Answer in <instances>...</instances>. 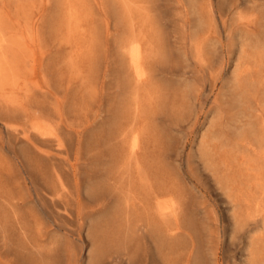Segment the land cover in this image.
Segmentation results:
<instances>
[{"label": "rangeland", "instance_id": "obj_1", "mask_svg": "<svg viewBox=\"0 0 264 264\" xmlns=\"http://www.w3.org/2000/svg\"><path fill=\"white\" fill-rule=\"evenodd\" d=\"M263 9L264 0H0V264H37L32 245L59 239L51 264H94L96 248L113 255L104 264H128L114 247L127 240L139 244L130 264H184L190 246V264H250L251 232L234 230L233 219L255 208L256 177L231 125L248 104V112L264 107L262 91L250 86L264 50ZM4 120L39 134V151H27L37 185L54 189V167H66L59 207L73 212L64 227L53 226L57 205L49 199L21 202L32 186L22 182L8 141L17 152L22 144ZM134 139L150 183L136 184L129 198L118 190V169ZM170 198L181 204L176 213Z\"/></svg>", "mask_w": 264, "mask_h": 264}, {"label": "bare ground", "instance_id": "obj_2", "mask_svg": "<svg viewBox=\"0 0 264 264\" xmlns=\"http://www.w3.org/2000/svg\"><path fill=\"white\" fill-rule=\"evenodd\" d=\"M111 2V1H110ZM255 4V3H254ZM114 6V5H113ZM136 6V5H135ZM264 11V9H263ZM130 12V11H129ZM113 18V17H112ZM192 19V18H191ZM264 21V20H263ZM132 22V21H131ZM139 33V32H138ZM1 35V34H0ZM138 36V35H137ZM142 37V36H141ZM128 40V39H127ZM256 40V39H255ZM134 45H132V49L130 51V56H131V59H132V62L134 64V66L136 68L139 69V71H142V65H143V61H142V52H141V49H140V46L138 43H133ZM263 47V46H262ZM116 49V48H115ZM149 54V53H148ZM258 61L256 62L257 63V71H258V78L256 80H251V84L250 86H252L254 88V91H262V94L261 96H264V50L262 48V50H260L258 53ZM256 56V55H254ZM147 57V56H146ZM148 58V57H147ZM256 58V57H255ZM15 59V58H14ZM257 59V58H256ZM147 60V59H146ZM253 60V59H252ZM18 61H21V60H18ZM254 61V60H253ZM216 62V61H215ZM255 63V61H254ZM253 63V65H254ZM255 63V64H256ZM250 65V63H249ZM11 68V67H10ZM254 68V66L252 67ZM1 70V69H0ZM253 73H255L253 71ZM257 73V72H256ZM249 74V73H247ZM251 74V73H250ZM244 75V74H243ZM246 75V74H245ZM243 77V76H242ZM252 78V77H251ZM243 80V79H242ZM243 82V81H242ZM245 83V82H244ZM245 89L247 88L248 85H245ZM136 88V87H135ZM148 91V90H147ZM242 95V94H240ZM243 96V95H242ZM245 96V95H244ZM243 96V97H244ZM248 96V95H246ZM254 96H257L256 94ZM176 97V96H175ZM242 97V98H243ZM253 98V97H251ZM249 99V98H248ZM253 100V99H252ZM248 104V102H246ZM250 103V102H249ZM253 103V102H252ZM16 106V105H15ZM260 106V105H259ZM18 107V106H17ZM20 107V106H19ZM176 107V106H175ZM23 108V107H22ZM21 108V109H22ZM250 108H252V105L250 106V104H248L247 106L243 107V110H240L238 112V115L236 114L235 116H237L234 120V124L231 125V129H232V133L234 135V137L236 138L235 139V142L237 140V143L239 145V150H240V147L243 149V151L241 152H244L246 154V156H248L247 158L251 160V162L249 163L247 161V158H245V162H248L247 165H249V168L253 171V174L252 175H255L254 177L255 178V181L252 182V184L254 183V188H255V202H252L255 203V208H251L252 204H250V210L253 209V211L249 212V211H242L240 213V215L238 217H234L233 219V224H234V230H237L238 232L239 231H242L243 233H250L249 235V254H251V259L249 260L251 263L250 264H264V107L263 108H258V110L256 111H250ZM19 108H17L18 110ZM43 109V108H42ZM45 110V109H43ZM42 110V112H44ZM252 110V109H251ZM23 112H25V110H21ZM20 111V112H21ZM39 111V110H38ZM12 112V111H11ZM17 112V111H16ZM46 112V111H45ZM33 113V112H32ZM13 114V112H12ZM30 114V112H29ZM29 114H27L29 116ZM46 114V113H44ZM41 115V114H40ZM43 116V115H42ZM41 116V117H42ZM47 116V115H46ZM13 117V116H12ZM31 117V116H30ZM28 117V118H30ZM11 118V117H10ZM17 118V117H16ZM49 118V117H48ZM244 118H247L246 120ZM234 119V117H233ZM11 120V119H10ZM26 124V123H25ZM124 124V123H123ZM29 125V124H28ZM34 125V124H33ZM122 125V124H121ZM4 126H5V129H6V132L7 134H12L14 137H16L15 140H17V142L21 143L22 145L20 146V149H19V152H17V150L14 149V145L11 144L10 141H8V145L12 148V152L14 153V156L15 158L17 159V165H18V170H19V174L20 176L22 177L24 184L25 186L30 182L31 183V186L32 187H27L26 189V192L22 195L21 197V202H28V201H32V202H35L36 204L38 203H42L45 199H49L50 201H52L55 205H57L55 211H56V218L54 219L53 221V226L57 227V228H60V227H64L65 226V219L67 217H71L72 216V207L70 205H65L64 207H59L60 203L61 202V198L63 196V194H66L68 192V190L66 189L67 188V185H66V182L64 180V173H65V168H62V169H59V167H54V174L53 176L55 175V188L54 189H51V190H44L41 186L37 185L36 182L34 181V177H33V174H32V171H31V168L32 166L30 165V160L28 158V153L30 152H27L29 149H33L34 151L38 152L39 150L37 149V144H36V141H35V138L38 137V133H36L35 131L29 129L28 127L26 126H23L21 128H19L18 126L12 124L11 122H8L6 120H4ZM30 126V125H29ZM126 126V125H125ZM124 126V127H125ZM31 127V126H30ZM56 127V126H55ZM123 127V128H124ZM130 129V128H129ZM132 129V128H131ZM130 129V130H131ZM42 130V129H41ZM130 130H127V131H130ZM135 130V129H134ZM126 131V129H125ZM126 131V132H127ZM153 131V130H152ZM43 132V131H42ZM118 132V131H117ZM120 132V131H119ZM121 132H122V128H121ZM121 132L119 134H121ZM133 132V131H132ZM132 132L130 134H132ZM141 132V130H140ZM38 134V135H37ZM44 134V132H43ZM125 134V133H124ZM117 135V134H116ZM123 135V134H122ZM121 135V137H123ZM141 135V134H140ZM139 135V136H140ZM148 135V134H147ZM46 136V135H45ZM48 136V135H47ZM114 136V135H113ZM128 136V135H127ZM130 136V135H129ZM49 137V136H48ZM47 137V138H48ZM59 137V136H58ZM120 136H117L115 137V140L116 138H119ZM120 137V138H121ZM132 137V136H131ZM231 137V136H230ZM233 137V136H232ZM233 137V138H234ZM41 138V137H39ZM51 138V137H50ZM126 138V137H125ZM139 138V137H138ZM142 138V137H140ZM139 138V139H140ZM49 139V138H48ZM113 139V138H112ZM121 139H124V138H121ZM132 139V138H131ZM232 139V138H231ZM37 140V139H36ZM71 142H72V139H70ZM144 140V139H143ZM230 140V139H229ZM13 141V140H12ZM109 141V140H108ZM121 141V140H120ZM119 141V142H120ZM129 141V140H128ZM164 141V140H163ZM234 141V139L232 140ZM46 142V141H45ZM70 142V141H68ZM127 142V140H126ZM51 143V142H50ZM67 143V142H66ZM128 143V142H127ZM126 143V144H127ZM144 143V142H143ZM142 143V144H143ZM70 145V143H68ZM114 144V143H113ZM57 145V144H56ZM119 145V144H118ZM123 145V144H121ZM113 146V145H112ZM125 146V145H124ZM40 147H41V144H40ZM54 147V145H53ZM118 146H115V148H117ZM123 147V146H122ZM128 147V146H126ZM144 147V146H143ZM206 147V146H205ZM232 147V146H231ZM69 148V147H68ZM54 149V148H53ZM56 149V148H55ZM54 149V150H55ZM64 149V146L62 143H60L59 145V149L58 150H63ZM214 149V148H213ZM231 149V148H229ZM235 149V148H234ZM241 149V150H242ZM42 150V148H41ZM57 150V149H56ZM71 150V149H70ZM120 150H123L122 148L120 149L119 148V151ZM126 150V149H124ZM141 150V149H140ZM152 151V149H149ZM148 150V151H149ZM154 150V148H153ZM208 150V148H207ZM150 151V152H151ZM237 151V150H236ZM236 151L233 150V152L230 154H233L235 152V155H236ZM106 152V151H105ZM115 152V151H114ZM138 152H139V143H138V140L137 139H134L133 142L129 145L128 147V153L126 156H124V158L122 159V162H121V165L119 167V171H120V176L119 177V182H120V188H118V190L120 191V193H123L124 195H126L127 197H129V193L131 192V190L133 189L134 190V186H136V184H141L143 186H147L149 185L150 183V178L148 177L149 176V172L148 170L145 168L143 162L141 160L140 157L143 155V153H145V151H143L142 155L139 157L138 155ZM153 152V151H152ZM226 152V151H225ZM229 152V151H228ZM113 153V152H112ZM120 153V152H119ZM123 153V152H122ZM121 154H117L118 155H122ZM141 153V152H139ZM156 153V152H155ZM227 153V152H226ZM31 154V153H30ZM105 154V153H104ZM110 154V153H109ZM217 154V153H216ZM214 154V155H216ZM229 154V153H228ZM239 154V152L237 153ZM242 154V153H241ZM124 155V154H123ZM153 155V154H152ZM151 155V157H153ZM158 155V154H157ZM156 155V157H157ZM204 155V154H203ZM213 155V156H214ZM234 155V154H233ZM243 155V154H242ZM252 155V156H251ZM115 156V155H114ZM155 156V155H154ZM231 156V155H230ZM36 157V156H35ZM87 157V156H86ZM149 157V155L147 156ZM37 158V157H36ZM98 158V157H97ZM101 158V157H99ZM244 158V157H243ZM82 159V158H81ZM118 159H120L118 157ZM148 161L147 158H145ZM151 159V158H149ZM242 159V158H241ZM39 160V158H38ZM88 160V159H86ZM85 160V161H86ZM82 161V160H81ZM113 161V160H112ZM145 161V160H144ZM209 161V160H208ZM221 161V159H220ZM57 162V161H56ZM55 162V163H56ZM152 162V160L150 161ZM159 162V161H157ZM213 162V161H212ZM215 162V161H214ZM230 162V161H229ZM228 162V163H229ZM244 163V161H241ZM239 162V163H241ZM53 163V162H52ZM54 163V164H55ZM86 163V162H85ZM216 163V162H215ZM214 163V164H215ZM218 163V162H217ZM220 163V162H219ZM33 164V163H32ZM45 164V163H44ZM102 164V163H101ZM153 164V163H152ZM160 165V163H157ZM242 164V163H241ZM246 164V163H245ZM65 165V164H64ZM62 165V166H64ZM82 165V164H81ZM238 165V164H237ZM243 165V164H242ZM34 166V165H33ZM40 166V165H39ZM61 166V164H60ZM96 166V165H95ZM155 166V165H154ZM229 166V165H228ZM244 166V165H243ZM246 166V165H245ZM45 167V166H44ZM50 167V166H49ZM68 167L71 169H69L70 171H72L71 173H73V177H74V182H75V185H76V191H77V195H79V188H80V181H79V178H78V172H77V167H76V163H69ZM102 167V165H101ZM108 167V166H107ZM150 167V166H149ZM148 169H151L149 168ZM247 167V166H246ZM43 168V166H42ZM85 168V166H84ZM227 168V167H226ZM47 169V168H46ZM92 169V168H91ZM90 169V170H91ZM96 169V168H95ZM112 169V168H111ZM154 168H152L153 170ZM228 169V168H227ZM93 170V169H92ZM248 170V169H247ZM48 171V170H47ZM108 171V170H107ZM112 171V170H111ZM150 171V170H149ZM154 171H156L154 169ZM153 171V172H154ZM158 171V170H157ZM224 171V170H223ZM222 171V173H223ZM228 171V170H227ZM226 171V172H227ZM17 172V171H16ZM36 172V171H35ZM233 172V171H232ZM38 173V172H37ZM159 173V171L157 172V174ZM220 173V175L222 174ZM50 174V173H49ZM48 174V175H49ZM111 174V173H109ZM228 174V173H227ZM226 174V175H227ZM238 174V173H237ZM45 175V174H44ZM47 175V176H48ZM117 175V174H116ZM235 175V173H234ZM247 175V173H246ZM244 175V176H246ZM38 176V175H37ZM52 176V177H53ZM82 176V174H81ZM84 176V175H83ZM115 176V174H114ZM113 176V177H114ZM158 176H160V173L158 174ZM157 176V177H158ZM162 176V175H161ZM232 176V175H231ZM229 176V177H231ZM250 176V174H249ZM156 178V176H154ZM224 177V176H223ZM222 177V178H223ZM227 176V178H229ZM238 177V176H237ZM253 177V176H252ZM41 178V177H40ZM45 178V177H44ZM84 178V177H83ZM117 178V176H115V179ZM154 178V179H155ZM161 178V177H160ZM226 178V177H225ZM244 178V177H243ZM159 179V178H158ZM230 179V178H229ZM233 179V176L232 178ZM235 179V177H234ZM107 180V179H106ZM118 180V179H116ZM160 180V179H159ZM163 180V179H162ZM222 180V179H221ZM227 180V179H226ZM236 180V179H235ZM245 180V179H244ZM243 180V181H244ZM251 181L254 180V179H250ZM41 181V179H40ZM114 181V180H113ZM230 181V180H229ZM21 182V181H20ZM105 182V181H104ZM155 182V181H154ZM153 182V183H154ZM164 183V181H162ZM226 182V181H225ZM231 182V181H230ZM235 182V181H234ZM250 182V181H249ZM42 183V182H41ZM222 183V181H221ZM228 183V181H227ZM226 183V184H227ZM233 184V181L231 182ZM243 183V182H241ZM251 183V182H250ZM52 184V183H51ZM106 184V183H105ZM109 184V183H108ZM118 184V183H117ZM124 184H127L128 189H126V192H124V188L122 187ZM158 184V183H157ZM19 185V184H18ZM44 185V184H43ZM163 185V184H162ZM45 186V185H44ZM106 186V185H105ZM109 186V185H108ZM153 186V185H152ZM157 186V185H156ZM161 186V185H159ZM168 186V185H167ZM229 186V185H228ZM226 187V188H229V187ZM247 186V185H246ZM100 187V186H99ZM139 187V186H138ZM162 187V186H161ZM164 187V185H163ZM166 187V186H165ZM245 187V186H244ZM249 187V186H247ZM21 188V186H20ZM32 188V189H31ZM47 188V187H46ZM98 188V187H97ZM117 188V187H116ZM127 188V187H126ZM167 188V187H166ZM225 188V187H224ZM239 188V187H238ZM250 188V187H249ZM49 189V188H48ZM100 189V188H99ZM109 189V188H108ZM169 189H172V188H169ZM236 189V187H235ZM19 190V189H18ZM95 190V189H94ZM97 190V189H96ZM106 190V188H105ZM104 190V191H105ZM135 190H139V189H135ZM155 190V189H154ZM160 190V189H159ZM227 190V189H226ZM238 191H240L239 189H236ZM242 190V189H241ZM21 191V190H20ZM23 191V190H22ZM102 191V190H101ZM118 191V192H119ZM136 191V192H137ZM151 191V190H150ZM161 191V190H160ZM164 191V190H163ZM252 191V189H251ZM58 193V196L54 197V194L53 193ZM110 192V191H109ZM141 192V191H140ZM152 192V191H151ZM174 192V191H173ZM227 192H229L227 190ZM114 193V192H113ZM150 193V192H149ZM153 193V192H152ZM158 193H160L158 191ZM93 194V192H92ZM95 194V193H94ZM168 194V193H167ZM166 194V195H167ZM243 194V192H242ZM247 194V193H246ZM19 195V194H18ZM113 195V194H111ZM161 195V194H160ZM234 195V194H233ZM238 195V194H237ZM67 196V195H66ZM95 196V195H94ZM143 196V195H142ZM157 196V195H156ZM165 196V195H164ZM239 196V195H238ZM92 197V196H91ZM147 197V196H145ZM144 197V198H145ZM150 197V196H149ZM154 197V196H153ZM160 197V196H159ZM243 197V196H241ZM252 197V195H251ZM250 197V198H251ZM90 198V197H89ZM130 198V197H129ZM248 198V196H247ZM249 198V200H250ZM3 199V198H2ZM96 199V198H95ZM141 199V198H139ZM148 199V198H147ZM176 199V198H175ZM244 199L246 198H243V202H244ZM19 200V199H17ZM130 200V199H129ZM132 200V199H131ZM130 200V201H131ZM247 200V199H246ZM245 200V201H246ZM252 200V199H251ZM250 200V201H251ZM78 201V200H77ZM146 201V199H145ZM249 201V202H250ZM168 205H166L167 207H169L173 212H177L178 209H180L181 207V204L179 203V201L177 200H174L173 198H170L168 200ZM247 203V202H246ZM32 204V203H31ZM148 205V203H146ZM145 204V205H146ZM164 203L163 202H160V201H157L156 202V210L160 213L163 212V205ZM249 204V203H248ZM34 205V204H33ZM130 205V204H129ZM139 205V204H138ZM244 205V203H243ZM10 206V205H9ZM79 206V205H78ZM81 206V205H80ZM149 206V205H148ZM234 208L237 206V204H234L233 205ZM253 206V207H254ZM11 207V206H10ZM19 207V206H18ZM53 207V206H52ZM183 208V207H182ZM240 208V206H239ZM238 208V209H239ZM12 209V208H11ZM80 210V208H79ZM128 210V209H127ZM170 210V211H171ZM3 210H0V213L2 212ZM13 211V210H12ZM43 211V210H42ZM41 211V212H42ZM185 211V210H184ZM239 211V210H238ZM37 212V211H36ZM79 212V211H78ZM147 212V211H146ZM149 212V211H148ZM3 213V212H2ZM9 213V212H8ZM19 213V212H18ZM85 213V211H84ZM164 213V212H163ZM5 214V213H4ZM74 214V213H73ZM77 214V213H76ZM81 214V213H80ZM148 214V213H147ZM2 215V214H1ZM156 215V214H155ZM154 215V217H155ZM5 216V215H4ZM79 216V215H78ZM136 216V215H135ZM167 216V215H166ZM171 216V215H170ZM169 216V217H170ZM180 216V215H179ZM177 216V217H179ZM236 216V215H234ZM38 217V215H37ZM50 217V216H49ZM128 217V216H127ZM259 217H261L262 221L260 222L259 221ZM6 219V217H3ZM20 218V217H19ZM159 218V217H158ZM165 218V217H164ZM77 219V218H76ZM160 219V218H159ZM113 220V218H112ZM146 220V219H145ZM156 220V219H155ZM168 220V219H167ZM44 221V220H43ZM51 221V220H50ZM79 221V220H78ZM77 221V222H78ZM158 221V220H157ZM161 221V220H160ZM165 221H166V218H165ZM5 222V220H4ZM7 222V220H6ZM154 222V221H153ZM162 222V221H161ZM167 224H168V221H166ZM170 222V221H169ZM174 222V221H173ZM8 223V222H7ZM68 223V222H67ZM159 223V221L157 222ZM171 223V222H170ZM129 224V223H128ZM149 224V222H148ZM155 224V222H154ZM154 224H152L153 226H151V229L154 228ZM163 224V223H162ZM1 225V224H0ZM9 225V224H8ZM77 225V224H76ZM130 225V224H129ZM132 225V224H131ZM156 225V224H155ZM10 226V225H9ZM75 226V225H74ZM156 226H159V225H156ZM163 226H165L163 224ZM174 226V225H173ZM4 227V226H3ZM35 227V226H34ZM33 227V228H34ZM77 227V226H76ZM143 227V226H142ZM172 227V225H171ZM176 227V225H175ZM182 227V226H181ZM30 228V227H29ZM32 228V229H33ZM36 228V227H35ZM41 228V227H40ZM165 228V227H164ZM5 229V228H4ZM21 229V228H20ZM24 229V228H23ZM63 229V228H62ZM157 229L160 230V228H154V232H158ZM172 229V228H170ZM180 229V228H179ZM1 230V229H0ZM13 230V229H12ZM11 230V231H12ZM19 230V229H18ZM35 230V229H34ZM33 230V231H34ZM118 230V229H117ZM38 231V230H36ZM143 231V230H142ZM171 231V230H170ZM1 232V231H0ZM10 232V231H9ZM13 232V231H12ZM23 232V231H22ZM25 232V231H24ZM141 232V231H140ZM145 232V231H144ZM178 232V231H177ZM236 232V231H235ZM16 233V232H15ZM41 233V232H40ZM160 233V231H159ZM21 234V233H20ZM39 234V233H38ZM53 234V233H51ZM55 234V233H54ZM7 235V234H6ZM17 235V234H16ZM70 235V234H69ZM142 235V234H141ZM12 236V235H11ZM19 236V235H18ZM25 236V234H24ZM57 236V235H56ZM55 236V237H56ZM170 236V234H169ZM168 236V237H169ZM4 237V235H3ZM2 237V238H3ZM17 237V236H16ZM21 236H19L20 238ZM26 237V236H25ZM53 237V235H52ZM51 237V239H52ZM58 237V236H57ZM7 238V237H5ZM18 238V239H19ZM44 238V237H43ZM115 238V237H114ZM14 239V236L13 238ZM21 239V238H20ZM56 239V238H55ZM59 239V237H58ZM5 240V239H4ZM37 240V239H36ZM42 240V239H40ZM50 240V239H49ZM57 240V239H56ZM164 240V239H163ZM16 241V239H15ZM14 241V242H15ZM43 241V240H42ZM170 241V240H169ZM172 241V240H171ZM170 241V242H171ZM13 242V243H14ZM22 242V241H21ZM38 242V241H37ZM159 242V240H158ZM169 242V243H170ZM43 243V242H42ZM60 243V239H59V242ZM56 241H50L49 244H33L32 245V251L35 255V257H37V264H51L50 262L52 261V258H53V254H54V251L56 250V248H58L59 244H58ZM113 243V242H112ZM173 243V242H172ZM11 244V243H9ZM165 244V243H164ZM187 244V243H186ZM18 245V243H17ZM136 245V246H135ZM139 244L137 243H134L132 240H127L125 242H121V243H117L116 245H114L115 247V250H117V253L118 251H120V259L128 264H130V262L133 260V257L135 255L136 252H138L139 250ZM161 245V244H160ZM175 245V244H174ZM16 246V245H15ZM19 246V245H18ZM134 248V251H131V249ZM189 247V244L185 245V243L183 241H181L180 243H178V247H181V248H185V247ZM24 247H26L24 245ZM112 247V246H111ZM59 249V248H58ZM157 249V248H156ZM191 249L192 247L190 246V248L185 251V255H186V262L184 264H190L189 262V259H190V255H191ZM23 250H25V248H23ZM114 250V249H113ZM60 251V250H59ZM94 251V250H93ZM108 251V250H107ZM112 250H110L111 252ZM157 252V251H156ZM95 255H93L94 257V264H104L105 262H109L110 260L113 259V255L110 253H106L102 248H96V251L94 252ZM160 255V254H159ZM164 255V254H163ZM183 255V254H182ZM178 256V255H176ZM189 256V257H188ZM21 257V256H20ZM166 257V256H165ZM180 257V256H178ZM168 258V256H167ZM20 259V258H19ZM151 259V258H150ZM21 260V259H20ZM135 260V259H134ZM169 260V259H168ZM23 261V260H21ZM167 261V260H166ZM60 262V261H59ZM151 262V261H150ZM169 262V261H168ZM61 263V262H60ZM167 263V262H166ZM30 264V263H29ZM33 264V262H32ZM69 264H74V261L71 259Z\"/></svg>", "mask_w": 264, "mask_h": 264}]
</instances>
